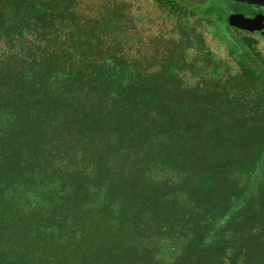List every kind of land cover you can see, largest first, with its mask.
I'll return each mask as SVG.
<instances>
[{
  "label": "trees",
  "instance_id": "trees-1",
  "mask_svg": "<svg viewBox=\"0 0 264 264\" xmlns=\"http://www.w3.org/2000/svg\"><path fill=\"white\" fill-rule=\"evenodd\" d=\"M94 11L0 0V264H165L151 244L174 238L171 264H264L258 135L212 89L172 101L162 72L120 67L97 31L123 23Z\"/></svg>",
  "mask_w": 264,
  "mask_h": 264
},
{
  "label": "rangeland",
  "instance_id": "rangeland-1",
  "mask_svg": "<svg viewBox=\"0 0 264 264\" xmlns=\"http://www.w3.org/2000/svg\"><path fill=\"white\" fill-rule=\"evenodd\" d=\"M79 4L86 13L96 10L88 15L96 16L100 25L123 23L111 36L97 31L105 38L102 47L109 50L104 49L105 52L125 57V62L118 64L120 67L147 70L156 78L162 72L166 76L167 98L172 101L179 98L195 103L201 101V96L194 89H212L211 97L203 95L204 102L231 106V116L236 121L245 120L247 135H258L248 148L260 150L264 146V37L247 34L231 24V16L238 14L230 15L228 22L226 19L233 11L244 18L264 19L263 8L227 0H79ZM204 7L218 8L224 22L203 16L200 11ZM92 51L83 49L84 53ZM168 55L175 58L167 61ZM247 69L258 73L261 80ZM166 74L175 75L176 79ZM182 90L189 93L180 94ZM156 177L179 182L170 170L157 172ZM186 243L180 238L161 239L151 246L159 249V260L171 264Z\"/></svg>",
  "mask_w": 264,
  "mask_h": 264
},
{
  "label": "water",
  "instance_id": "water-1",
  "mask_svg": "<svg viewBox=\"0 0 264 264\" xmlns=\"http://www.w3.org/2000/svg\"><path fill=\"white\" fill-rule=\"evenodd\" d=\"M248 6L264 7V0H227ZM230 23L239 26L244 32L256 36L264 37V19H248L241 15H234L230 18Z\"/></svg>",
  "mask_w": 264,
  "mask_h": 264
},
{
  "label": "flooded vegetation",
  "instance_id": "flooded-vegetation-1",
  "mask_svg": "<svg viewBox=\"0 0 264 264\" xmlns=\"http://www.w3.org/2000/svg\"><path fill=\"white\" fill-rule=\"evenodd\" d=\"M243 5V4H242ZM243 6H247L248 7V5H243ZM251 7H255V6H251ZM255 8H263L264 9V7H255ZM233 14H238V15H240V12H238V11H233V12H231V14L230 15H233ZM247 34H250V33H247ZM250 35H253V34H250ZM256 36V35H255Z\"/></svg>",
  "mask_w": 264,
  "mask_h": 264
}]
</instances>
